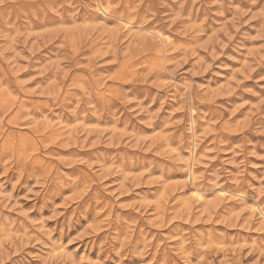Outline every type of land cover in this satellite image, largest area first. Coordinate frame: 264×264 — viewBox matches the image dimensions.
Instances as JSON below:
<instances>
[{
    "label": "rangeland",
    "instance_id": "obj_1",
    "mask_svg": "<svg viewBox=\"0 0 264 264\" xmlns=\"http://www.w3.org/2000/svg\"><path fill=\"white\" fill-rule=\"evenodd\" d=\"M107 1L0 0V264H264V0Z\"/></svg>",
    "mask_w": 264,
    "mask_h": 264
},
{
    "label": "bare ground",
    "instance_id": "obj_2",
    "mask_svg": "<svg viewBox=\"0 0 264 264\" xmlns=\"http://www.w3.org/2000/svg\"><path fill=\"white\" fill-rule=\"evenodd\" d=\"M96 7L98 8L99 11H101V14L104 15V17H108L109 15H112L111 10H110V4L107 0H106V2H100L99 4L96 5ZM116 19H119L118 21H120V25H122L124 28H129V29L135 30L139 33L144 32V34H150L152 37H154L157 40H160L163 43H167V42L169 43V41H170V38L166 34H164L163 32H160L157 29L155 30V29H152L149 27L140 26L139 23H136V22H134L128 18L117 17ZM144 36H146V35H144ZM163 43H162V45H163ZM183 85L187 90L190 88V83L187 80L183 82ZM189 91H190V89H189ZM190 121H191L190 129L192 130L191 135L195 141L196 134H195V131L193 128L194 122H195L194 118L192 117V119H190ZM195 151H196V145L193 144L192 149L189 150V154L191 155V157L194 156ZM191 160H192V158H191ZM189 175H190L191 180L195 179V173L192 169L190 170ZM218 194L223 199L232 198V196H233V193L230 190H227L224 188H219ZM193 196L195 197V199L197 201L203 202L205 199V189L202 187H199V186H195L193 189ZM257 209L259 210L260 214L264 217V211L262 210V208L259 205H258Z\"/></svg>",
    "mask_w": 264,
    "mask_h": 264
}]
</instances>
